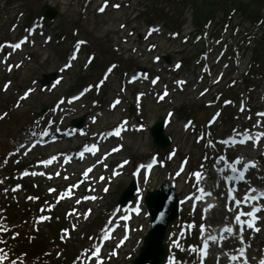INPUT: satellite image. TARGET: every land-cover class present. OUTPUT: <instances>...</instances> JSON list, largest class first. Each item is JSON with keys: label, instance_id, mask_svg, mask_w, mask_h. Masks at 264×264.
<instances>
[{"label": "rangeland", "instance_id": "rangeland-1", "mask_svg": "<svg viewBox=\"0 0 264 264\" xmlns=\"http://www.w3.org/2000/svg\"><path fill=\"white\" fill-rule=\"evenodd\" d=\"M160 2L161 8H165L166 10H170L172 12V16H174L175 20L178 22H181L185 15L184 10L182 8V2L183 0H170L167 3V0H131L130 4L123 3V6L121 9L118 10H111L109 9L108 12L106 11L104 14H97L96 12L89 10L85 13V15H79V12H81V3L82 0H4L0 1V31L6 27H8L10 22H5V20L12 16L14 12L12 10L16 5L22 6L23 4H28L29 10L35 7L36 3H39L42 5L43 3L50 2L52 4L57 5L60 8V14L59 17L54 22L55 28H57L59 25H64L66 28L65 31L68 33L71 32L72 28V22L76 23L78 26L82 27H89V33L90 36L98 37L99 40H103V47L107 46L108 42H113L115 45L118 46V51L123 54L128 55L127 57L132 62V58H134L135 62H139V58L143 59V64L148 65V68L151 70H154V72L158 73L160 66L163 64V62L154 63L153 59L157 58L158 56H161V54L172 53L174 57L179 58L181 55H178L175 51L174 47V41L170 43V41L165 38L164 35L158 36L155 35L154 38L159 41V45H155L153 43H150V40L146 39L145 37H142V33L140 32L142 29L145 31L146 23L148 22V15L150 18H155L156 16L153 14L150 15V7H146L147 5H150L153 2ZM167 3V4H166ZM180 3V5H178ZM2 4H4L6 7L3 9ZM138 4H143L139 5ZM27 7V5H24V9ZM145 7V11H141ZM169 11V12H170ZM137 16V17H135ZM6 17V18H3ZM135 17V18H134ZM5 22V23H4ZM125 22L127 24L126 27L120 28V23ZM4 23V25H3ZM3 25V26H2ZM2 27V28H1ZM136 27L139 29L142 27L140 31H136V34L134 36H131V31H135ZM59 28V27H58ZM135 28V29H134ZM6 29V28H5ZM60 29V28H59ZM56 32V29L54 30ZM140 36L139 40V46L134 48L136 46V39L138 36ZM38 46L37 49L34 51H29L30 54H25L28 57H23L25 59V63L22 64L21 68L18 70H15V65H17V62H15L13 68H12V74L16 78H12L11 84L7 88V90L1 91L0 86V103L3 106L2 100L7 101V106L10 110H13L16 112V114L21 113H30L32 109L39 110L41 107V104L46 101H51L49 104H52L53 102H56L58 97H61L68 93V89L70 85L72 84V80L75 77V74L73 75V72L80 71L79 64L77 61L74 62V66H72L70 69H65L62 67H59L63 62L57 60L55 57V53L58 50V46H56L55 42L50 43L47 48H43V41H44V35L43 37H39L38 39ZM94 40V44H95ZM149 45H155L154 48H150ZM178 46H180L177 43ZM114 46V45H113ZM92 48H95L92 46ZM141 56V57H140ZM216 55L211 54L210 52L204 57L203 63H209L213 61L212 58H214ZM186 57V56H183ZM13 56L11 55L8 63L10 60H12ZM194 58L187 57V60H190ZM137 59V61H136ZM174 59V58H173ZM83 63V62H82ZM142 63V62H141ZM228 63H225V66H228ZM40 68L48 69V71H58V81L55 85L54 89H42L40 86H34L31 84L32 79H36L35 73H37ZM77 69L73 70L72 69ZM185 69H189L187 73L189 76H191L194 79V83L196 82V75L199 72L200 67L195 65V60H190L189 63L185 66ZM72 71V72H71ZM194 74V75H193ZM42 77V76H40ZM172 78H176L177 80H183L185 78V75L176 77L175 73H172L170 75ZM8 81V80H7ZM6 82V81H5ZM5 84V83H4ZM3 84V87H4ZM119 84L116 85V81L113 80V78H107L104 81V84L100 87V91L95 90L94 96H97L98 101L97 105L94 107L91 104V101L88 100L87 97H84L83 99L79 100L77 103H71L67 100H64L60 104V110L63 111L66 114H73L77 113L79 110L80 113H86L89 117H95L99 111L104 115V113L108 116H119V112L121 110L127 114V108L129 106H132L133 108V114L136 118L140 119L143 122V125L145 126L144 132L139 133L137 135L129 137V143L123 152L125 156H132L133 154H138L139 156H144L148 152L151 151V137L149 134L148 127L151 126L157 118H160L163 116L167 108L176 106L178 103H180V100L182 98V95L175 94V98H167V101L163 104H157L155 101L157 100L156 97L152 96L154 99L147 98V94H144L141 98V100L136 101L134 98L132 99V103L125 104L122 101L123 94L121 93V90L119 89ZM165 81L162 80L155 88V91L158 92V94L162 93L165 88ZM32 87L34 89L33 92L29 94L28 97L24 99H20V97L23 96V93L29 88ZM194 85H191L187 92L188 95L185 97L186 101L189 104H192L196 97L191 96L193 93ZM20 89H23L24 91H19ZM119 90V91H118ZM261 90H264V85ZM130 95V93L128 92ZM119 97L120 98V105L117 107L118 114L112 113V107L111 100ZM261 97H264L261 95ZM260 98V96H259ZM262 100V98H260ZM17 101H19V106H17ZM126 102V100H125ZM96 103V102H95ZM202 102L198 100V106L197 110H200ZM244 106H246V101H244ZM92 111V112H90ZM107 120L101 119L100 123L98 122V126H104L106 125ZM172 124L176 131L177 129L181 128V122L179 121V118L177 115H174V120L172 121ZM185 136L187 138V145L182 146L180 148L181 153L190 152L193 154L192 150L194 147L197 146V144L194 142V136H190L189 134H186L184 131L176 133V136ZM4 142V139H2ZM1 141V139H0ZM2 142V141H1ZM2 142V144H3ZM1 146V144H0ZM196 151V149H195ZM24 158L22 157L21 160ZM11 162V161H10ZM159 174L165 176V171L159 170ZM75 176L71 177L70 180L72 183L75 182ZM131 178L128 177L127 174L119 178L116 183L114 184L111 192L109 195L106 196L104 202H108V204L113 205L118 197L119 190L123 188V185L127 184ZM147 181L142 179L141 181V190L142 194L146 192L148 188L154 187L158 182L155 180L152 181L150 187L146 184ZM83 191V187L79 189V192ZM98 209L93 211H86L88 212L87 217L84 216V213H81L79 211L72 212V216L76 221H74L78 226L82 227L86 225L85 223L90 218L92 220L93 217H97ZM56 219H53L52 225L55 224ZM139 229V225L136 228V231ZM143 233H139L137 236H142ZM138 239L135 240V242L129 241L127 243V246L121 247V253L124 258H127L129 254H131L134 249L137 248L140 241ZM128 249V250H126ZM128 251V254L126 253ZM86 256V253L84 254V257Z\"/></svg>", "mask_w": 264, "mask_h": 264}, {"label": "snow or ice", "instance_id": "snow-or-ice-1", "mask_svg": "<svg viewBox=\"0 0 264 264\" xmlns=\"http://www.w3.org/2000/svg\"><path fill=\"white\" fill-rule=\"evenodd\" d=\"M108 4V0H104V5H102L98 11L103 12L105 10V7ZM113 7L119 8L120 5L119 4H115L113 5ZM123 27V25H121ZM159 30L158 26L154 27V28H149L148 32L152 33L153 31ZM29 31H35V25L32 27V29H30ZM172 35H177V33H172ZM29 37L26 35L24 37H22L21 39H19L16 42H12V41H4L3 43H0V50H2L5 45L10 46L12 49H19L21 48V46L28 41ZM48 39L50 40L51 37H48ZM185 39H187V37H185ZM199 39V37L197 38ZM84 41H76V50H79V47L81 44H83ZM217 43H219V41H217ZM150 48H154L155 45H149ZM9 54H6L4 56V61L6 62L8 60V56ZM76 53L73 52L72 57L69 58V62L66 63L64 65V68H68L71 65V60L75 58ZM207 54L205 53V56ZM91 59V58H90ZM20 64L15 65V67H19ZM115 67V65H111L108 68V72H111L112 69ZM176 68L180 67V64L177 63L175 65ZM7 68L9 71L12 70L13 65L12 64H8ZM139 75V74H138ZM143 75L145 77H147V73H143ZM107 78V74L105 75V79ZM137 79V75H133L131 77L132 81H135ZM160 77L156 76L153 77L151 80V83L153 85H155L158 81H159ZM104 81L101 80L99 82V84L96 86L97 89L99 88L100 84H103ZM177 84L183 85V83H185V81L182 80H177L176 81ZM232 83L234 84L235 81H232ZM11 84V81H6L4 84V89L7 90V88L9 87V85ZM92 85H89L88 87H86L81 93H79V96H83L84 93H86L89 88H91ZM34 89L32 87H29L24 93L23 96L20 97V99H24L26 97L29 96V94L31 92H33ZM205 92L208 91V89L204 90ZM168 94V89L167 86H165L164 91L160 94H158V98L163 100L164 97ZM203 94V93H201ZM144 95V93H137V99L139 100L140 97H142ZM79 96H72L70 98V100H76L79 98ZM63 100H61L59 103H62ZM95 103V101H94ZM120 103V98L117 97L116 99H114L110 105V107L115 108L117 104ZM232 103V101L230 100H224V104H229ZM17 106H19V101H17ZM241 111L244 110V105H243V101L241 102ZM0 115H7L6 113L4 114H0ZM172 113H169V116H171ZM220 112H216L215 115L208 121L209 124L213 123L217 117H219ZM258 116H262L264 117V111L258 112L257 113ZM93 119H95V117H93ZM51 123V121L49 122ZM193 121L192 120H188L184 127L188 128L190 125H192ZM257 126H261L264 127V125H261V121L257 120L256 122ZM127 127V121H121L120 124H118L115 128H113L111 131L108 132V135L111 136L113 135V133L116 136H120L121 132L123 131V129ZM133 127H136L135 125ZM139 127L143 128L144 125H139ZM233 133H236V135H242V139L239 140V143L244 144L247 141H252L253 142V146H256V143H258L262 137H264V131H256L254 133H250L248 129H244L243 133H237V130L235 128H233ZM44 133H34L33 135H43ZM95 135V134H94ZM203 133L201 134V136H199L197 139H202L203 138ZM53 139H55V136H53ZM224 144H236L237 143V139L235 136H228L227 138L223 139L221 141ZM35 143V141H33V144ZM206 146H211V147H215V144L213 143V141L211 139H209L207 141V145ZM24 147V145H21L20 147H18L17 149H15L16 152L20 151V148ZM120 146H117V148L113 149V151L118 150ZM97 150V145L96 144H92V145H87L85 144L83 146V148L81 149V151L79 153H77V155L79 156H83L85 151H89V152H95ZM13 153L9 152L8 156H11ZM108 155V153H105V156ZM65 160H69L71 157L65 156L64 157ZM57 159L56 155L50 156L47 159H41L38 160L37 163L41 164V165H48L51 164L54 160ZM204 159H207V156L204 157ZM216 160V165L215 167V173H216V180L215 183L213 185H209V186H205L203 183H201V181L204 180V175H202L203 170H204V165H200L199 170L190 173V175H194L196 178V182L197 185H199V187L196 188V191L200 194L198 196H196L195 198L198 200H202L205 197H211L213 195V191L215 189L219 188L220 182L221 180L227 182V181H244L245 180V174L247 172H249L250 168L252 167H256L258 166V162L254 159H245L244 156L242 155H237L235 157L234 160L229 161L226 155H220V156H216L215 157ZM223 162V166H220V163ZM6 163V161H5ZM96 163H100V161H97ZM127 161H122V164H126ZM157 163V159L155 156L152 157L151 161L149 163L145 164H140L139 166H137L136 168V173H139L141 169L147 168V169H151L153 167V165H155ZM162 163V161H161ZM185 163H187V160H185ZM121 165H117V168L121 167ZM95 165H92L89 169H87L83 175L85 177L88 176L89 172L92 170V168H94ZM106 167V165H105ZM182 170V168H181ZM225 170H227V174H225ZM28 174V170L25 169L24 171L20 172L21 176L27 175ZM32 175H36L35 172L31 173ZM46 175H49V178H51L50 174L45 173ZM57 175L59 173H56ZM117 172H113V175H117ZM177 175H179V173H177ZM206 175V174H205ZM101 180L104 179L103 176L100 177ZM109 179H111V177H109ZM262 180H264V178H261ZM3 182V179L0 178V183ZM249 187H247L244 197L243 199H237L236 195L234 194V188L229 187L227 190V199L230 202H233L232 204L226 205L227 207V211L229 213H232L233 215L231 216H226L224 218V223L222 224V226H217V227H213V225L211 223L205 224V223H200L199 224V229H200V237H201V245H197V244H192L188 246L189 251L196 253L198 256V264H205V257L208 256L210 254V250L212 248L216 247V244L218 241L220 242H226L227 244H229L230 246L227 249H224L223 247L221 248V250L219 252L216 253V259H217V264H220V256L221 254H223L224 256H226L229 260V264H231V262L234 261H239V264H250V258L248 256V248L250 247V240L246 239V232H248V230H251L252 234L255 233H259L261 231V228L257 226V221H260L262 219L261 216L257 215V213L264 211V203H261L260 201L262 199H264V187H260L257 188L255 186L251 185V180L247 181ZM22 186L21 184L17 183L12 187V191L15 192L16 190L20 189ZM70 187H75V185H72ZM9 189L5 188L3 189V191L5 193L8 192ZM49 192H53L55 191L54 188H49L48 189ZM104 191L107 192L108 188L107 186L104 188ZM61 197L68 195L71 196L72 192L70 190H65L63 192H61ZM193 194L190 193L189 196L185 197V200L189 199ZM29 200H35L38 199V197L36 196H28L26 197ZM97 199V197L92 196V197H82V199ZM77 203H79V201H77ZM244 205H248L250 210L246 211L245 208L243 207ZM49 208L54 207V205L49 204L48 205ZM214 207V204L212 203H208L206 205V208L204 209L205 213H207V211L209 209H212ZM4 209L0 208V212H3ZM42 211V210H41ZM73 212L75 211V209L72 210ZM91 209L88 210V212H90ZM118 211V210H117ZM135 211L138 213L140 211L139 206L136 207ZM88 212L84 213V216L87 217ZM116 215V212H113V216ZM165 216L164 212L160 213L159 217H156L155 219H162ZM52 217L51 216H46V215H39L37 217H35L36 221H46V220H50ZM204 217H202L203 219ZM0 219H3V217H0ZM123 219H128L127 216L123 217ZM111 223V217L109 218V223H106L101 229L100 232L102 233V236L98 238L99 242L92 245V248L90 249L89 247H85L81 250V254L78 255L76 257V259L73 261V264H76L77 261H83L84 258V254L85 253H89L90 255H88L86 257V259L88 261H91L92 258H95V264H104V260L105 257H103L101 255V248L103 246V241H106L108 239H110V233L112 232L113 228H115L117 225L113 224L111 227H109V224ZM190 228L191 227H195V221H193L191 224L188 225ZM17 226L16 225H9V224H5L3 226V231L5 233L11 231V237L15 238L17 236H19V232L15 231V228ZM71 227L73 229H75L77 227V225L74 223L71 225ZM127 227V226H126ZM62 232L64 233H69V229L68 228H63L61 229ZM61 239H64L63 236L60 237ZM128 235L127 233L123 236V238L120 239L117 248L120 245H123L124 242L128 239ZM91 239V238H90ZM0 243H7L5 241H3L2 239H0ZM172 245L176 248H180L181 251H183V246L178 243L176 240L172 241ZM233 248H235V251L233 252ZM12 248L10 245H8V250L5 251L3 248H0V264H18V261L21 259H24L27 256V253L25 252H21L19 254V256H17L15 259H10V255H12ZM57 255H60L59 252L56 253ZM113 254H115V249H113ZM25 264H27V261L25 260ZM168 264H187V262H180V261H176L175 260V256L170 255L168 258ZM259 264H264V258L259 260Z\"/></svg>", "mask_w": 264, "mask_h": 264}, {"label": "water", "instance_id": "water-1", "mask_svg": "<svg viewBox=\"0 0 264 264\" xmlns=\"http://www.w3.org/2000/svg\"><path fill=\"white\" fill-rule=\"evenodd\" d=\"M48 10L50 11V13H49V15H51V16H54L55 15V11L54 10H52V9H50V8H48ZM49 79V78H48ZM161 248H163V246H160V249Z\"/></svg>", "mask_w": 264, "mask_h": 264}, {"label": "bare ground", "instance_id": "bare-ground-1", "mask_svg": "<svg viewBox=\"0 0 264 264\" xmlns=\"http://www.w3.org/2000/svg\"><path fill=\"white\" fill-rule=\"evenodd\" d=\"M219 215H220V214H218L217 217H219ZM260 241H261L260 238H255L254 243H255V244H258Z\"/></svg>", "mask_w": 264, "mask_h": 264}]
</instances>
